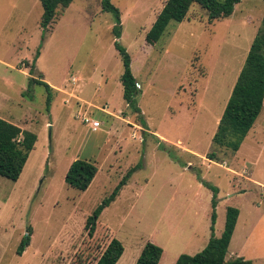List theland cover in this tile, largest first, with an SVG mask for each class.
<instances>
[{
  "label": "rangeland",
  "instance_id": "374dc122",
  "mask_svg": "<svg viewBox=\"0 0 264 264\" xmlns=\"http://www.w3.org/2000/svg\"><path fill=\"white\" fill-rule=\"evenodd\" d=\"M111 1L143 118L123 97L114 16L102 0L59 8L47 30L40 0H0V117L38 137L19 179L0 175V264H96L114 237L125 247L117 264H135L148 241L164 249L160 264H175L222 235L231 206L240 214L226 259L264 264V108L238 151L214 140L263 27L264 0H242L213 21L194 4L154 45L146 35L167 0ZM32 78L53 87L50 110ZM77 159L99 168L86 191L66 181ZM135 167L90 236L88 217ZM206 182L219 190L214 228Z\"/></svg>",
  "mask_w": 264,
  "mask_h": 264
},
{
  "label": "trees",
  "instance_id": "16d2710c",
  "mask_svg": "<svg viewBox=\"0 0 264 264\" xmlns=\"http://www.w3.org/2000/svg\"><path fill=\"white\" fill-rule=\"evenodd\" d=\"M43 6L41 25L46 30L56 20L59 8H68L74 0H40ZM242 0H167L151 29L147 32L148 43L156 44L166 32L171 21H184L194 4L205 9L210 21L231 16L235 7ZM104 11L114 16L115 48L123 61L121 81L124 86L123 97L134 112L142 117L137 105L139 93L138 81L132 68V57L128 49L120 41L122 35V18L120 9L111 0H102ZM40 54V52H39ZM37 60V59H36ZM35 67V63H34ZM31 83L44 85L47 93V107L53 102V87L41 78H32ZM264 108V22L263 27L253 40L245 65L240 72L225 111L220 120L214 140L217 144L238 151L254 127L257 118ZM38 137L36 133L24 130L19 125L0 117V175L17 181L28 161L30 152L34 149ZM137 167L130 170L114 191L93 211L87 219L85 228L93 236L99 216L103 210L120 194L127 179ZM99 171L95 162L89 159H77L69 167L66 174L67 183L81 191H86ZM215 192L213 197L212 228H214L218 204V188L206 182ZM240 210L231 206L227 211L225 229L221 236L212 235L207 246L200 252L190 255L181 254L175 264H253L244 257L226 259L230 241L234 234ZM32 230L20 242L17 253L22 255L31 244ZM125 250L123 242L114 237L98 258L96 264H117ZM164 249L148 241L135 264H160Z\"/></svg>",
  "mask_w": 264,
  "mask_h": 264
},
{
  "label": "built area",
  "instance_id": "2783aa9c",
  "mask_svg": "<svg viewBox=\"0 0 264 264\" xmlns=\"http://www.w3.org/2000/svg\"><path fill=\"white\" fill-rule=\"evenodd\" d=\"M82 121L88 123L93 130H97L101 126L100 121L94 120L87 115L83 117Z\"/></svg>",
  "mask_w": 264,
  "mask_h": 264
}]
</instances>
